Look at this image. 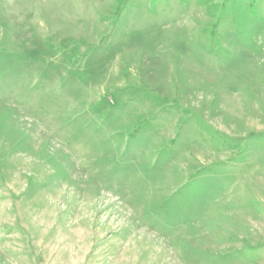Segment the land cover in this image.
<instances>
[{
    "label": "rangeland",
    "instance_id": "obj_1",
    "mask_svg": "<svg viewBox=\"0 0 264 264\" xmlns=\"http://www.w3.org/2000/svg\"><path fill=\"white\" fill-rule=\"evenodd\" d=\"M0 264H264V0H0Z\"/></svg>",
    "mask_w": 264,
    "mask_h": 264
}]
</instances>
